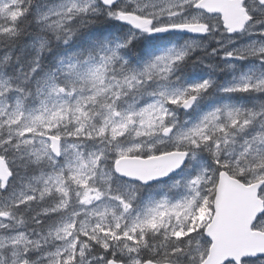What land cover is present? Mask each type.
<instances>
[{
  "label": "snow or ice",
  "instance_id": "1",
  "mask_svg": "<svg viewBox=\"0 0 264 264\" xmlns=\"http://www.w3.org/2000/svg\"><path fill=\"white\" fill-rule=\"evenodd\" d=\"M31 3L0 0V35L23 34ZM36 19L30 70H7L10 54L0 68V264H213L225 242L218 189L228 181L249 186L259 203L222 264H264V71L253 70L264 68V0H63ZM110 21L121 22L120 42L94 27ZM172 30L257 33L222 56L259 65H225L240 75L220 89L258 94L253 106L223 103L179 124L172 106L191 109L215 87L211 78L174 86L203 45L186 40L139 64L125 56L133 41ZM81 32L87 45L44 71L39 53L51 40ZM205 152L207 166L175 179ZM165 178L183 194L150 196L140 208L143 189Z\"/></svg>",
  "mask_w": 264,
  "mask_h": 264
},
{
  "label": "flooded vegetation",
  "instance_id": "2",
  "mask_svg": "<svg viewBox=\"0 0 264 264\" xmlns=\"http://www.w3.org/2000/svg\"><path fill=\"white\" fill-rule=\"evenodd\" d=\"M116 22V24H111L106 35H109L108 38L110 40L120 42L124 38V29L120 27L121 22ZM256 38L257 33L255 32L221 34L217 31L210 34H197L172 30L167 34H156L155 38L150 42L145 41L143 37L138 41H133V44L129 47L131 49L130 52H125V56L127 54L129 57L126 58H130L133 60V63L139 64L143 62L142 58H145L146 55L142 52L143 48L149 49V55H157L160 50L173 46V44L182 45L186 40H197L203 46L197 47L191 53L185 64L178 69L177 77H183L186 81L192 82L209 78L213 79L215 82L222 80L225 82H220L215 85V88L217 89L216 92L208 91L200 97L196 102V107L205 102V106L209 107V100L216 101L217 103L220 102V104L228 103L232 100V102H236L238 106L252 107L258 94L255 96V93H224L220 89L229 86L233 82L234 77L238 78L240 75L236 68L229 69L226 68L225 65H239L243 67L245 66V62L248 63L253 59L249 57L246 61H238L235 58H225L222 56V53L225 50L239 47L240 45L246 44ZM221 45L223 47H221ZM213 48L217 49L216 54H210ZM141 54L142 58L140 57ZM197 57H200L201 60H203V63H201L200 60H197ZM193 61L196 62L195 67L192 65ZM209 65H216V68H209Z\"/></svg>",
  "mask_w": 264,
  "mask_h": 264
},
{
  "label": "trees",
  "instance_id": "3",
  "mask_svg": "<svg viewBox=\"0 0 264 264\" xmlns=\"http://www.w3.org/2000/svg\"><path fill=\"white\" fill-rule=\"evenodd\" d=\"M31 21V23H27ZM116 21H110L107 24L101 26L97 25L94 27H104L105 34L109 31L111 24H116ZM19 25L22 28V35L18 37H9L0 35V68L4 65L3 57L5 54H10L11 64L7 66V70H30L31 64L35 57L38 55L37 48L38 44H35V38L37 34H40L41 29L40 23L34 18L33 14L28 12L25 17L21 18ZM8 26V20L0 17V29ZM51 36V33H47ZM88 42V33L81 32L78 35H74L68 43L62 41H56L52 39L48 49L44 52L39 53L41 66L44 71H48L55 68L61 58H66L69 54L83 49ZM126 51V50H125ZM39 71V70H38ZM184 83L183 80L175 81V83ZM181 110L180 108L178 109ZM183 112L180 113L182 115ZM205 160L208 161V154L201 153ZM210 163V161H208ZM22 170V169H21ZM23 171V170H22ZM14 171V176H15ZM17 182L13 179L10 181L11 185H15ZM207 218L206 209L200 212L194 220L195 223H202Z\"/></svg>",
  "mask_w": 264,
  "mask_h": 264
},
{
  "label": "rangeland",
  "instance_id": "4",
  "mask_svg": "<svg viewBox=\"0 0 264 264\" xmlns=\"http://www.w3.org/2000/svg\"><path fill=\"white\" fill-rule=\"evenodd\" d=\"M63 3V0H32L31 5L29 6V11H31V13L33 14L34 18L36 19L38 17V15L47 12L49 10V8L61 4ZM37 20V19H36ZM38 23H41L40 21L37 20ZM172 47V46H169ZM168 48V47H166ZM145 49V50H144ZM142 52L145 53V58H142V54L140 55V57L144 60L147 59L149 56V49L147 48H143ZM161 52V50L158 52L157 55H159ZM153 55V54H150ZM253 60H251L250 62L246 63L245 62V67L246 66H252V65H259V61L256 60L253 57H250ZM256 72L259 71H264V68H254L253 69ZM240 73V72H239ZM183 81H185L183 83L184 86L188 85V84H192V83H197L200 82L201 80H195L194 82L192 81H186L185 79H182ZM220 82H225L224 80L222 81H216V84H219ZM231 83V82H229ZM174 86H180V83H175L174 82ZM216 88H210L208 91H213L216 92ZM257 94H255L256 96ZM221 99V98H219ZM256 99V98H255ZM228 103H234L236 104V102H232L229 101ZM206 102L204 104H200L198 105L195 109L189 111L188 113H185L183 109H181L180 111L178 110L179 108H177L176 106H172L173 110L175 111L176 114V118L177 121L179 122V124H191L192 122H195L205 111L210 110L211 108L215 107V106H219L221 105L220 102H216V101H212L209 100V107L205 106ZM183 112L182 115H180V113ZM204 163V166H207V163H209L207 160H205V158L203 157V155H200L196 158V159H190V162L187 164V166L180 171L179 173L176 174L175 179H179L180 176H191L195 173V171L201 166V164ZM21 173L23 172L22 170H20ZM171 184L170 180L167 181H162V182H158L149 186H146L143 191L139 194L138 196V200H137V204L139 205L140 208H142L144 206V202L148 199V197L150 196H155L157 199H159L165 192L168 193L169 198L172 199H178L182 194H183V190L182 189H178V188H173V189H169V185ZM203 210H201L200 212H202ZM199 212V213H200ZM195 246V244H193V247Z\"/></svg>",
  "mask_w": 264,
  "mask_h": 264
},
{
  "label": "water",
  "instance_id": "5",
  "mask_svg": "<svg viewBox=\"0 0 264 264\" xmlns=\"http://www.w3.org/2000/svg\"><path fill=\"white\" fill-rule=\"evenodd\" d=\"M165 180L167 178L161 181ZM218 191L224 197L226 209V220L221 229L225 242L217 248L213 264H222V258L227 254L229 242L240 236V225L250 218V214H254L253 210L259 203L258 198L252 197L249 186L241 187L233 181L222 182Z\"/></svg>",
  "mask_w": 264,
  "mask_h": 264
},
{
  "label": "bare ground",
  "instance_id": "6",
  "mask_svg": "<svg viewBox=\"0 0 264 264\" xmlns=\"http://www.w3.org/2000/svg\"><path fill=\"white\" fill-rule=\"evenodd\" d=\"M109 36V35H108ZM147 46V45H146ZM143 48V47H142ZM130 49V48H129ZM135 49V48H134ZM145 50V49H144ZM135 51V50H134ZM138 52H140V51H138ZM133 53V52H132ZM144 54V53H143ZM130 55V54H129ZM126 57H129V56H127V54H126ZM139 58V57H138Z\"/></svg>",
  "mask_w": 264,
  "mask_h": 264
}]
</instances>
